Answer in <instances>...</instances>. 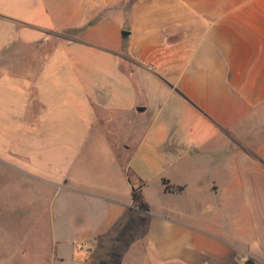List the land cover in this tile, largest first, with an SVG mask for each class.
Wrapping results in <instances>:
<instances>
[{"label": "crops", "instance_id": "crops-1", "mask_svg": "<svg viewBox=\"0 0 264 264\" xmlns=\"http://www.w3.org/2000/svg\"><path fill=\"white\" fill-rule=\"evenodd\" d=\"M120 1L0 0V166L53 191L44 264H264V218L185 208L264 169L235 146L264 126V0Z\"/></svg>", "mask_w": 264, "mask_h": 264}, {"label": "rangeland", "instance_id": "rangeland-1", "mask_svg": "<svg viewBox=\"0 0 264 264\" xmlns=\"http://www.w3.org/2000/svg\"><path fill=\"white\" fill-rule=\"evenodd\" d=\"M119 5L129 8L131 0H121ZM60 40L61 38L53 36L43 56ZM26 49L27 55L32 57L33 47L27 46ZM235 134L241 135L235 146H241L245 152L255 153L264 146V142H259L257 137L264 135L262 125L249 126ZM254 156L258 154L255 153ZM239 165L238 180L234 190L230 192L231 202L226 208H190L187 205L186 210L195 209L204 216H214L219 214L220 209H225L228 218H240L243 215L245 218H264V169L259 161L251 159L247 162L246 157H243ZM52 194L50 186L39 182L35 177L22 174L11 166L4 169L0 166V264L45 263L51 231L49 203ZM184 199L188 200V193ZM238 241L234 239L232 243L243 248ZM254 244L253 249L257 247V243Z\"/></svg>", "mask_w": 264, "mask_h": 264}, {"label": "trees", "instance_id": "trees-1", "mask_svg": "<svg viewBox=\"0 0 264 264\" xmlns=\"http://www.w3.org/2000/svg\"><path fill=\"white\" fill-rule=\"evenodd\" d=\"M88 25H91V23H89ZM134 198L135 200L140 202V194L137 189L134 190Z\"/></svg>", "mask_w": 264, "mask_h": 264}, {"label": "water", "instance_id": "water-1", "mask_svg": "<svg viewBox=\"0 0 264 264\" xmlns=\"http://www.w3.org/2000/svg\"><path fill=\"white\" fill-rule=\"evenodd\" d=\"M124 34H127V33H129L128 31H126V30H124V32H123ZM141 109H143V108H141Z\"/></svg>", "mask_w": 264, "mask_h": 264}]
</instances>
